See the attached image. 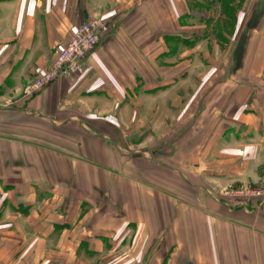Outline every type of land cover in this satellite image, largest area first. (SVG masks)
<instances>
[{
  "label": "crops",
  "instance_id": "0c3cea01",
  "mask_svg": "<svg viewBox=\"0 0 264 264\" xmlns=\"http://www.w3.org/2000/svg\"><path fill=\"white\" fill-rule=\"evenodd\" d=\"M198 1L0 0V264H264V0Z\"/></svg>",
  "mask_w": 264,
  "mask_h": 264
},
{
  "label": "built area",
  "instance_id": "2783aa9c",
  "mask_svg": "<svg viewBox=\"0 0 264 264\" xmlns=\"http://www.w3.org/2000/svg\"><path fill=\"white\" fill-rule=\"evenodd\" d=\"M112 23L105 18H90L76 25L67 43L60 49L52 65L38 75L31 84L30 92L36 93L59 78L81 73L90 55L100 45L102 39L111 31ZM247 196L261 195L260 191L247 192ZM238 203L232 206L237 207ZM226 205L231 208L230 203Z\"/></svg>",
  "mask_w": 264,
  "mask_h": 264
},
{
  "label": "rangeland",
  "instance_id": "374dc122",
  "mask_svg": "<svg viewBox=\"0 0 264 264\" xmlns=\"http://www.w3.org/2000/svg\"><path fill=\"white\" fill-rule=\"evenodd\" d=\"M194 1H196L195 4H194ZM192 3H193L192 5H194V7H193V10H194L193 15H195L196 18H199L200 16L202 18H204L207 15L210 16V17L213 16V18H215V17H218V15L220 13V10H218L219 8H217L215 5L208 4L206 7H202V6L197 7V6H199L198 4H201L200 1L197 2V0H192ZM239 16H240L241 19H243L245 17V15L243 13H240ZM220 18H223V17L221 16ZM211 30H212L211 27L204 29V34H206L207 32L211 33L210 32ZM220 30H222V29L220 28ZM224 47L227 48V45H225ZM139 150L140 151H145V150H149V149L148 148H144V149H139Z\"/></svg>",
  "mask_w": 264,
  "mask_h": 264
}]
</instances>
